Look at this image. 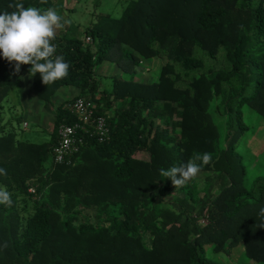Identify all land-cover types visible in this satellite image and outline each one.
I'll list each match as a JSON object with an SVG mask.
<instances>
[{
	"label": "trees",
	"instance_id": "1",
	"mask_svg": "<svg viewBox=\"0 0 264 264\" xmlns=\"http://www.w3.org/2000/svg\"><path fill=\"white\" fill-rule=\"evenodd\" d=\"M15 2L55 7L0 0V14ZM52 43L69 73L50 86L31 65L13 75L0 55V115L23 74L45 105L61 87L81 90L57 105L48 141L23 140L0 117V190L13 201L0 204V264H225L206 245L224 252L240 241L264 262V173L250 178L239 151L252 127L245 108L264 120V0H126L121 16H100L82 36L58 31ZM159 56L158 79L137 80L141 59ZM106 60L131 77L101 89L96 66ZM79 97L106 117L110 138L78 130L79 149L57 162L59 128L81 120L70 108ZM215 110L227 117L224 142ZM203 153L212 156L203 189L197 177L176 189L161 176ZM89 209L94 222L81 218Z\"/></svg>",
	"mask_w": 264,
	"mask_h": 264
},
{
	"label": "rangeland",
	"instance_id": "2",
	"mask_svg": "<svg viewBox=\"0 0 264 264\" xmlns=\"http://www.w3.org/2000/svg\"><path fill=\"white\" fill-rule=\"evenodd\" d=\"M54 7L57 13L62 17V23H65L58 31H66L76 36L85 35L86 29L96 23L100 16L111 15L119 17L122 15L126 6V0H56ZM167 62L166 56H159L150 59L142 58L136 65L135 78L143 82H152L158 79L162 66ZM123 69L115 60H106L96 66V74L100 79L99 87L101 89L111 87L112 77L119 75L125 78H130V73H123ZM73 86L61 87L52 97V104L45 105L46 113L39 112L28 105L36 115H27V111H23V96L26 92L19 83H16L9 92L5 101V107L2 110V116L6 119L4 124L7 130H15L17 136L23 140L42 143L50 139V133L54 126V116L56 107L65 99L70 98V91ZM36 91V90H35ZM74 97V96H73ZM27 109V108H26ZM213 109V107H212ZM50 113V114H48ZM245 113L248 122L251 123V133L239 142V151L246 160L250 178L264 173V120L259 117L257 112L251 110L248 106L245 108ZM24 120L18 121L17 117ZM32 116V117H31ZM214 116L219 124L220 140L224 142L226 136V116L214 111ZM15 118V119H14ZM175 121H178L177 119ZM144 156H148L146 153ZM207 172H200L197 176L199 188L203 189L206 183ZM176 192V191H175ZM166 195L167 199H173L176 194ZM173 204V202H172ZM83 220L91 222L96 221L95 209L85 210L81 213ZM201 224H206V220L200 221ZM207 255L217 261L225 264H264V262L250 259L245 251V246L242 241L234 245L229 251L217 252L212 244L206 245Z\"/></svg>",
	"mask_w": 264,
	"mask_h": 264
},
{
	"label": "clouds",
	"instance_id": "3",
	"mask_svg": "<svg viewBox=\"0 0 264 264\" xmlns=\"http://www.w3.org/2000/svg\"><path fill=\"white\" fill-rule=\"evenodd\" d=\"M9 7L15 10L0 14V55L10 64L14 62L12 74H18L22 65H31L29 75L35 76L39 73L42 82L47 86L66 78L69 64L63 56L53 58L56 46L52 41L57 30L68 21L62 23V17L54 8L42 12L33 6L26 8L21 2L11 3ZM211 161L210 153L196 154L185 164L168 170L161 169L160 174L170 178L177 189L196 178L202 167L209 165ZM0 174H6L5 170L0 169ZM12 203L11 193L0 190V204L10 207ZM261 212L264 214V209ZM259 227L264 228V222Z\"/></svg>",
	"mask_w": 264,
	"mask_h": 264
},
{
	"label": "built area",
	"instance_id": "4",
	"mask_svg": "<svg viewBox=\"0 0 264 264\" xmlns=\"http://www.w3.org/2000/svg\"><path fill=\"white\" fill-rule=\"evenodd\" d=\"M86 42L91 43L92 38L86 36ZM70 108L81 120L74 124H63L59 128L60 140L54 148V158L57 162L64 161L66 156L79 149V143H82L83 139L77 136L78 130L86 131L90 136L98 137L100 140L110 138L107 119L96 114V105L93 101L79 97L71 103Z\"/></svg>",
	"mask_w": 264,
	"mask_h": 264
},
{
	"label": "crops",
	"instance_id": "5",
	"mask_svg": "<svg viewBox=\"0 0 264 264\" xmlns=\"http://www.w3.org/2000/svg\"><path fill=\"white\" fill-rule=\"evenodd\" d=\"M53 1L55 2V6H56L57 1L56 0H53ZM18 83L26 91L24 93V96H23L24 97L23 98V105H24L23 111H27L26 113L29 116L30 115H36L35 113H33V111H31V109H28L29 108L28 105H30V107H33V109H37L36 112L38 111L39 114H41V113L45 114L46 113V111H45L46 107L44 106L43 103H41L39 101V98L37 97L33 79L31 77H29L27 74H23V75H21L20 81ZM80 92H81V90L79 88L74 87V89H72L70 91V93L72 94L71 97L79 95ZM48 114H50V113H48ZM22 116L23 115H21V120L23 121L24 118L22 119ZM54 120H55V116H54ZM5 122H6V119L3 118L2 125L6 124Z\"/></svg>",
	"mask_w": 264,
	"mask_h": 264
}]
</instances>
